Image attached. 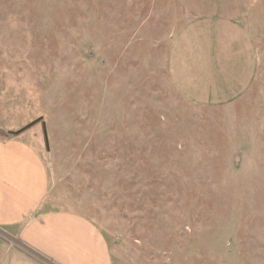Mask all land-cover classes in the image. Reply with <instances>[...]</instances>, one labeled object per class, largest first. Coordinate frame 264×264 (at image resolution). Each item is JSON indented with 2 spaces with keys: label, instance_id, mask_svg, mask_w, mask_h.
Returning <instances> with one entry per match:
<instances>
[{
  "label": "rangeland",
  "instance_id": "374dc122",
  "mask_svg": "<svg viewBox=\"0 0 264 264\" xmlns=\"http://www.w3.org/2000/svg\"><path fill=\"white\" fill-rule=\"evenodd\" d=\"M185 20L176 0H0V140L38 153L44 209L89 219L112 264H264V0L255 80L223 106L171 81ZM6 234V264H53Z\"/></svg>",
  "mask_w": 264,
  "mask_h": 264
},
{
  "label": "crops",
  "instance_id": "0c3cea01",
  "mask_svg": "<svg viewBox=\"0 0 264 264\" xmlns=\"http://www.w3.org/2000/svg\"><path fill=\"white\" fill-rule=\"evenodd\" d=\"M176 1L186 20L167 58L174 86L199 105L237 100L258 69L246 21L261 0ZM50 189L47 168L34 149L19 140H0V229L53 264H112L108 243L89 219L44 209ZM5 250L0 264L10 263L11 249L3 256ZM29 260L17 264H37Z\"/></svg>",
  "mask_w": 264,
  "mask_h": 264
},
{
  "label": "trees",
  "instance_id": "16d2710c",
  "mask_svg": "<svg viewBox=\"0 0 264 264\" xmlns=\"http://www.w3.org/2000/svg\"><path fill=\"white\" fill-rule=\"evenodd\" d=\"M34 123H35V122H33V123L29 124V125L32 126ZM29 125H28V126H29ZM28 126H26L25 128H22V129L19 130L17 133L24 131V129H26ZM43 131H44L45 143H46V145H47V144H48V137H47V132H46V128H45V125H44V124H43Z\"/></svg>",
  "mask_w": 264,
  "mask_h": 264
}]
</instances>
